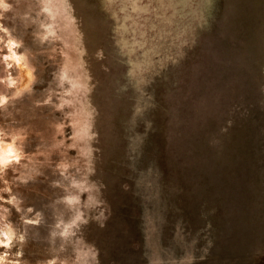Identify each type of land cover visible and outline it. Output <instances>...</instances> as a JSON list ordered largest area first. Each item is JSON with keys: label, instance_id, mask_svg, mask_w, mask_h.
I'll return each mask as SVG.
<instances>
[{"label": "rangeland", "instance_id": "obj_1", "mask_svg": "<svg viewBox=\"0 0 264 264\" xmlns=\"http://www.w3.org/2000/svg\"><path fill=\"white\" fill-rule=\"evenodd\" d=\"M0 264H264V0H0Z\"/></svg>", "mask_w": 264, "mask_h": 264}, {"label": "bare ground", "instance_id": "obj_2", "mask_svg": "<svg viewBox=\"0 0 264 264\" xmlns=\"http://www.w3.org/2000/svg\"><path fill=\"white\" fill-rule=\"evenodd\" d=\"M22 70H23V72H26V68L25 67H22ZM25 76H26V73H25Z\"/></svg>", "mask_w": 264, "mask_h": 264}, {"label": "snow or ice", "instance_id": "obj_3", "mask_svg": "<svg viewBox=\"0 0 264 264\" xmlns=\"http://www.w3.org/2000/svg\"><path fill=\"white\" fill-rule=\"evenodd\" d=\"M6 59V58H5Z\"/></svg>", "mask_w": 264, "mask_h": 264}]
</instances>
